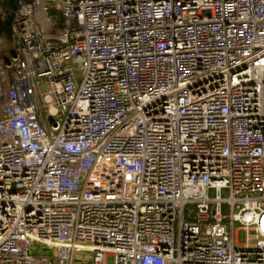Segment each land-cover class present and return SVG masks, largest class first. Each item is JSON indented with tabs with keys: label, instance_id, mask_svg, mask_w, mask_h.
Instances as JSON below:
<instances>
[{
	"label": "built area",
	"instance_id": "1",
	"mask_svg": "<svg viewBox=\"0 0 264 264\" xmlns=\"http://www.w3.org/2000/svg\"><path fill=\"white\" fill-rule=\"evenodd\" d=\"M16 8L0 264H264V0Z\"/></svg>",
	"mask_w": 264,
	"mask_h": 264
},
{
	"label": "rangeland",
	"instance_id": "2",
	"mask_svg": "<svg viewBox=\"0 0 264 264\" xmlns=\"http://www.w3.org/2000/svg\"><path fill=\"white\" fill-rule=\"evenodd\" d=\"M6 1V0H5ZM3 0H0V19L6 18L10 10H4V7L2 6ZM52 29V27L50 28ZM15 39L12 38H5L0 37V62L4 59L9 60L10 55L15 52ZM5 88L2 84H0V104L3 102V94H5Z\"/></svg>",
	"mask_w": 264,
	"mask_h": 264
},
{
	"label": "trees",
	"instance_id": "3",
	"mask_svg": "<svg viewBox=\"0 0 264 264\" xmlns=\"http://www.w3.org/2000/svg\"><path fill=\"white\" fill-rule=\"evenodd\" d=\"M16 3L17 0H3L2 6L4 7V10H10L9 15L4 18L0 19V37H5V38H12V24L15 19L16 15ZM4 88L6 89L5 85Z\"/></svg>",
	"mask_w": 264,
	"mask_h": 264
}]
</instances>
